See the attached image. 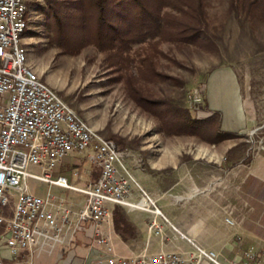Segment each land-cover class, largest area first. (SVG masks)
Returning <instances> with one entry per match:
<instances>
[{"label":"rangeland","instance_id":"rangeland-1","mask_svg":"<svg viewBox=\"0 0 264 264\" xmlns=\"http://www.w3.org/2000/svg\"><path fill=\"white\" fill-rule=\"evenodd\" d=\"M207 2V21L215 35L218 51L206 52L194 47L178 49L168 43L161 44L160 49L165 56L156 59V68L177 81H158L148 87L155 96L189 108L198 119H205L208 116L204 118L189 104L187 94L194 90L201 91L203 100L199 110L204 109L206 89L214 101L222 103L229 100L226 96H229L230 90L207 86V80L218 68L231 70L242 99L251 101L255 114L254 126L247 134H237V137L229 139L236 143L235 147L240 151L238 161L245 157V152L251 154L256 147L261 148L257 141L264 139V21L253 22L243 15L231 13L228 0ZM25 3L30 20L23 42L28 49L29 62L41 79L93 129L130 154L127 169L154 199L155 193L160 195L176 185L179 163L187 165L185 174L192 178L195 163L211 162L205 153L214 150L222 141L210 144L195 136H169L163 133L156 119L127 96L124 83L110 66L105 53L93 45L77 50L74 46L65 48L46 29V18L42 11L46 7L44 0H25ZM230 98L233 99L232 95ZM252 132L253 136L250 135ZM84 171H91L94 180L99 176V170L86 160L84 153L73 152L54 168L53 177L62 175L70 183L76 184ZM26 185L29 193L39 197L51 192L63 195L75 204L82 197L85 199L81 194L49 187L32 178L26 180ZM173 193L174 190L167 192L161 200L156 201L164 218L158 217L180 237L182 232L167 213L168 206L172 210L174 207V211L177 209L178 203L174 202ZM106 207L113 212L118 206L110 204Z\"/></svg>","mask_w":264,"mask_h":264},{"label":"built area","instance_id":"built-area-1","mask_svg":"<svg viewBox=\"0 0 264 264\" xmlns=\"http://www.w3.org/2000/svg\"><path fill=\"white\" fill-rule=\"evenodd\" d=\"M29 20L25 0H0V264H32L34 254L65 243L81 222L100 224L109 217L106 206L110 204L153 215L148 231L162 237L168 225L155 219L164 218L156 200L127 169L130 154L93 129L29 62L23 42ZM187 99L198 112L201 91H190ZM257 143L264 148V139ZM73 152L84 153L99 170L97 179L83 187L70 184L62 175L53 177L54 168ZM28 178L75 191L85 197V204L73 211L50 192L45 197L31 194ZM97 243L110 250L106 239L99 237ZM193 247L190 253L141 254L128 259L107 256L98 263L201 264L208 260L217 264L213 252ZM260 256L264 257V251ZM234 264H259V256L250 249Z\"/></svg>","mask_w":264,"mask_h":264},{"label":"crops","instance_id":"crops-1","mask_svg":"<svg viewBox=\"0 0 264 264\" xmlns=\"http://www.w3.org/2000/svg\"><path fill=\"white\" fill-rule=\"evenodd\" d=\"M208 84L214 88L220 86L223 91L230 90L226 96L230 101H214L206 89L204 109L197 113L205 118L218 112L221 131L247 134L255 123L254 109L250 100L242 99L234 73L218 68L207 80ZM235 146L236 143L225 140L206 152L211 162L195 163L192 178L185 174L187 165L179 163L173 189L154 194L159 201L165 193L175 191L172 198L178 203L177 209L174 211L173 206V210L168 206L167 213L182 232L180 237L169 226L163 228L162 237L149 233L148 222L153 215L120 207L133 228L131 238L123 240L116 233L113 212H109V217L100 224L90 220L81 222L79 230L65 243L34 254L32 264H99L98 261L107 256L128 259L141 254L190 253L194 251L190 243L213 252L217 264H234L250 249L258 254L259 264H264V257L260 256L264 251V148L256 147L251 154L245 152V157L237 161L240 151ZM93 180L91 171H84L76 184L68 182L83 187ZM51 194L73 211L82 209L85 204L83 197L75 204L63 195ZM73 219L71 216L70 220ZM155 219L163 222L158 216ZM99 237L106 239L109 251L105 245L97 243ZM201 264L216 263L205 260Z\"/></svg>","mask_w":264,"mask_h":264},{"label":"trees","instance_id":"trees-1","mask_svg":"<svg viewBox=\"0 0 264 264\" xmlns=\"http://www.w3.org/2000/svg\"><path fill=\"white\" fill-rule=\"evenodd\" d=\"M44 2L46 29L67 49L93 45L105 53L124 83L127 96L156 119L163 133L195 136L210 144L237 137L236 133L221 131L218 112L198 119L189 108L155 96L148 87L158 81H177L156 68V59L165 56L161 44L168 43L178 49L218 51L207 21V0ZM228 5L229 11L237 16L243 15L253 22L264 21V0H228ZM113 224L123 240L133 236V228L120 207L113 211Z\"/></svg>","mask_w":264,"mask_h":264}]
</instances>
